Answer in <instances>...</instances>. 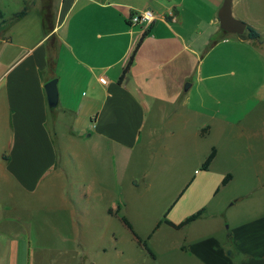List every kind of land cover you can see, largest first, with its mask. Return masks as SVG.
Instances as JSON below:
<instances>
[{"label":"crops","instance_id":"crops-1","mask_svg":"<svg viewBox=\"0 0 264 264\" xmlns=\"http://www.w3.org/2000/svg\"><path fill=\"white\" fill-rule=\"evenodd\" d=\"M222 4L59 0L38 43L0 40V264H264V0L231 4L257 40L220 29Z\"/></svg>","mask_w":264,"mask_h":264},{"label":"rangeland","instance_id":"rangeland-1","mask_svg":"<svg viewBox=\"0 0 264 264\" xmlns=\"http://www.w3.org/2000/svg\"><path fill=\"white\" fill-rule=\"evenodd\" d=\"M58 2L59 0H0V10L3 13V21L0 25V40L4 39V41H10L11 45L9 49L14 51L16 55H19L22 52L21 48H29L35 45L44 35H49L53 31L55 11L57 9ZM254 10L262 11L260 9ZM45 15L49 16L53 26L49 33H45L43 30L42 20ZM261 20H264V18H261ZM260 25L263 31L262 34L264 35V22L260 21ZM45 42L47 46L49 45V42L53 44V36H50L49 41L45 40ZM3 44L4 43L0 42V59L3 56V51L8 48L7 45ZM1 61L0 74H2L6 66V63ZM63 123H60L59 128H63ZM57 141L58 144L63 142L62 139L60 140L59 136H57ZM59 147L62 160L69 161L67 153L65 152V144L63 143V145H59ZM107 256V262L111 263L106 264H120V262L118 263L113 259V253L110 252ZM131 259L130 264H139V262L141 264V261L136 254H132ZM148 264L155 263L149 262Z\"/></svg>","mask_w":264,"mask_h":264},{"label":"trees","instance_id":"trees-1","mask_svg":"<svg viewBox=\"0 0 264 264\" xmlns=\"http://www.w3.org/2000/svg\"><path fill=\"white\" fill-rule=\"evenodd\" d=\"M3 21V13L2 11L0 10V25ZM42 25H43V30L45 33H49L53 26L51 24V21H50V18L48 15H45L43 17V20H42ZM246 32H247V37L248 39H251V40H257L259 38V33L254 29L252 28L250 25H247L246 26ZM133 55L134 53H132L128 59V61L126 62L125 66L123 67L122 71H121V75L118 79L119 82H121L125 75L127 74L129 68H130V65L132 64V61H133ZM53 66H54V63L52 61H49V68L50 69H53ZM214 155H215V151L214 149L211 150V152L209 153V155L207 156V158L205 159V161L202 163L201 167H200V170L204 171V170H207V168L209 167L211 161L213 160L214 158ZM229 179V176L226 177L223 182H222V185H225L226 182L228 181ZM109 213H111V211L109 210ZM201 215V212H198L196 214H194L193 216L187 218L184 222H182L181 224L179 225H173L169 222H166L168 225H170L171 227L175 228V229H179L181 227H183L185 224L197 219L199 216ZM121 221L122 223L128 228V230L131 232V234L133 235V237L135 238L137 244L141 247H143L145 249V251L153 257L151 251L149 250V248L147 247L146 245V242L142 239H140L135 233L134 231L132 230V227L130 225V223L124 218V217H121ZM79 264H82V263H79Z\"/></svg>","mask_w":264,"mask_h":264},{"label":"water","instance_id":"water-1","mask_svg":"<svg viewBox=\"0 0 264 264\" xmlns=\"http://www.w3.org/2000/svg\"><path fill=\"white\" fill-rule=\"evenodd\" d=\"M232 0H223V4L218 12L219 27L227 34L235 35L239 38H244L247 24L241 20L235 19L231 10ZM189 84L185 85V89ZM47 105L50 110L56 108L58 104L57 80L52 79L44 86Z\"/></svg>","mask_w":264,"mask_h":264},{"label":"built area","instance_id":"built-area-1","mask_svg":"<svg viewBox=\"0 0 264 264\" xmlns=\"http://www.w3.org/2000/svg\"><path fill=\"white\" fill-rule=\"evenodd\" d=\"M154 21V12L150 9H146L140 13L132 14L129 18V26H140L144 31H147L150 27V25ZM107 78L105 76H101L99 78V82L102 85L107 84Z\"/></svg>","mask_w":264,"mask_h":264}]
</instances>
